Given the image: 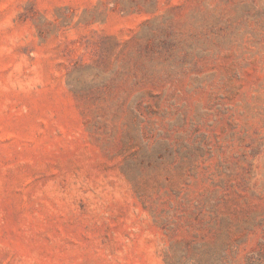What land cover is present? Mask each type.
Here are the masks:
<instances>
[{"label":"rangeland","instance_id":"1","mask_svg":"<svg viewBox=\"0 0 264 264\" xmlns=\"http://www.w3.org/2000/svg\"><path fill=\"white\" fill-rule=\"evenodd\" d=\"M0 264H264V0H0Z\"/></svg>","mask_w":264,"mask_h":264}]
</instances>
